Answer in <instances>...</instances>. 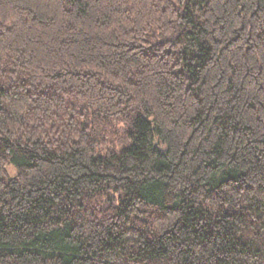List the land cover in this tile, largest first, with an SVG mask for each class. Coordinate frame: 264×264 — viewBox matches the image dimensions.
<instances>
[{"label":"trees","instance_id":"16d2710c","mask_svg":"<svg viewBox=\"0 0 264 264\" xmlns=\"http://www.w3.org/2000/svg\"><path fill=\"white\" fill-rule=\"evenodd\" d=\"M0 264H264V0H0Z\"/></svg>","mask_w":264,"mask_h":264},{"label":"rangeland","instance_id":"374dc122","mask_svg":"<svg viewBox=\"0 0 264 264\" xmlns=\"http://www.w3.org/2000/svg\"><path fill=\"white\" fill-rule=\"evenodd\" d=\"M8 172H9V175L12 176V177L15 175L14 170L12 168H10V167L8 168Z\"/></svg>","mask_w":264,"mask_h":264}]
</instances>
